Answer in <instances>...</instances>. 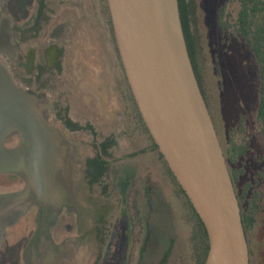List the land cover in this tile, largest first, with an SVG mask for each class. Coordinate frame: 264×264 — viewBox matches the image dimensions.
<instances>
[{"label":"water","instance_id":"obj_1","mask_svg":"<svg viewBox=\"0 0 264 264\" xmlns=\"http://www.w3.org/2000/svg\"><path fill=\"white\" fill-rule=\"evenodd\" d=\"M106 1L139 113L206 231L203 264H250L233 178L187 49L178 0ZM50 113L51 102L16 85L0 60V175L25 181L23 190L0 194V245L5 228L24 213L30 192L58 209L70 206L56 200L57 186L45 194L55 173L71 169L64 154L74 145L48 123ZM15 136L17 142L7 146ZM67 244L52 247L60 251Z\"/></svg>","mask_w":264,"mask_h":264},{"label":"rangeland","instance_id":"obj_2","mask_svg":"<svg viewBox=\"0 0 264 264\" xmlns=\"http://www.w3.org/2000/svg\"><path fill=\"white\" fill-rule=\"evenodd\" d=\"M224 1L194 0L191 29L198 47L201 87L223 151L228 146L231 135L238 139L244 138L247 142L248 150L229 168L230 171L233 168L239 171L238 180L234 183L238 193L249 184L248 192L256 189L261 194V210L254 226L247 232V241L250 264H264V141L255 120L258 101L257 66L251 50L240 39L222 32L219 28L217 9ZM76 2L80 7L74 9L79 20L74 33L76 43L66 49L69 66L60 78L64 80L61 86L66 91L56 96L61 90L59 88L55 97L66 102L68 100L72 115L76 117L81 113L83 105L80 90H86L78 86L79 81L80 84H87L89 81L93 92L86 90L85 93L89 95L90 105L93 107L92 120L100 132L98 137L107 134L117 137L118 141L112 151L119 159L116 163L136 161L133 185L126 190L124 196L126 195L129 214L134 216L137 209L139 217L142 218L145 229L140 241L146 229L147 236L141 246H135L136 250L143 251L142 258L138 261V253H132L128 264H156L168 250L165 264H195L198 258L202 264L204 256L198 250L199 230L193 221L190 204L167 171L158 150L140 152L133 157L126 156L130 151L149 147L152 138L145 130L143 133L139 130L136 114L128 99L129 92L123 90L124 74L113 52V46L108 45L104 26L97 22L99 19L96 13V23L90 25L91 15L85 13V2ZM11 4L12 0H2L0 11L6 16L23 14L22 5L12 7ZM74 70L75 73L76 70L82 71L80 79H77ZM79 140L74 141L76 146L88 142L86 139ZM16 142V138H11L6 145L11 146ZM22 187L21 177L14 179L10 175L0 176V191L18 190ZM147 189H151L152 193L149 201ZM135 190L137 192L134 195ZM85 195L87 197L89 191L86 190ZM90 196L88 206L92 210V225L103 214L113 216L119 212L122 194L115 189L112 188L111 195L106 198L99 187H95L90 190ZM29 213V218L32 219L33 207ZM29 222L32 226V221ZM21 229L22 225L8 227L7 235L20 234ZM26 230L28 233L29 229ZM10 240L12 241L11 238ZM6 249V252L3 250L0 254L3 264H8L6 253L10 249Z\"/></svg>","mask_w":264,"mask_h":264},{"label":"flooded vegetation","instance_id":"obj_3","mask_svg":"<svg viewBox=\"0 0 264 264\" xmlns=\"http://www.w3.org/2000/svg\"><path fill=\"white\" fill-rule=\"evenodd\" d=\"M76 1L12 0L11 6L19 7L22 5L24 12L20 16L9 15V17L3 11H0V60L7 66L16 85L31 95L45 100L48 99L51 102V113L48 123L59 129L67 144L73 145L74 141L78 142L80 141L79 139L88 141L81 143L82 146L74 144L73 148L65 151V160L69 163L67 166L71 169L69 170L66 167L64 173L61 175L57 174L58 182L61 181L68 187V183L73 180L72 177L76 179L78 177L77 180L80 183L82 193L81 197L86 206L90 203V190L99 187L101 194L108 198L113 188L119 194H122L121 207L115 215L107 216L103 214L94 225L90 221L86 225L82 223L83 212L80 215L81 212L79 213L77 207L68 205L70 209L67 205H64L58 209L55 205L50 206L38 201L35 194L30 192L28 196L29 204L26 206L24 213L12 225L5 228L2 237L0 254L3 250L6 252V248L10 249L6 253L8 264H128L132 253H138V261L143 256V251L141 249L136 250L135 246H141V242L147 236V229L142 241H140L142 231L145 229L142 226V218L139 217L137 209L134 216L129 214L126 207V195L124 196L126 190L133 185L136 161L132 160L123 164L116 163L119 159L115 157L112 151L118 141L117 137L110 134L101 138L98 137L100 132H98L92 120L93 107L90 105L89 95L85 93L86 90L93 92L92 85L88 80L87 84L86 82H81L80 84L79 81L78 86L86 90H80L83 105H81L82 110L78 116L72 115L71 103L68 100L66 102L64 99L55 97V92L58 93L59 88L61 90L56 96L66 91L61 86L64 80L60 78L64 70L69 66L66 49L72 43H76L74 33L77 31L79 20L74 14V9L80 8L75 4ZM83 1L86 4L85 13L91 15V17L89 16L91 18L90 25L96 23L95 15L97 14L99 19L97 22L104 26L108 45L113 46V52L124 74L123 90L127 93L129 92L128 99L136 114L139 130L141 133L144 130L147 132V127L145 128L146 125L126 80L113 33L107 1ZM197 54L198 47L196 43L194 56L199 69ZM80 72L82 71L76 70L75 73L74 70L77 79H80ZM86 73L89 75L88 71ZM13 138L17 139L16 136ZM110 140H113L114 144L107 147V149L100 146L101 142L108 143ZM96 145L98 146L96 147ZM139 150L130 151L126 153V156L133 157L138 154ZM100 153H104V158L111 160V162L99 180H92L95 170L93 165L89 163V159H94ZM164 164L169 172L170 169L165 160ZM3 175H10L14 179L17 178L14 174H1L0 176ZM21 181L23 184L21 189L0 191V194L23 190L25 181L22 178ZM178 187L181 188L179 184ZM86 190L87 192L89 191L87 197L85 195ZM146 191L149 201L152 196L151 189ZM134 192L135 195L137 190ZM183 194L187 198L185 193ZM189 204L193 221L199 230L198 250L205 256V230L200 228L198 215L195 213L196 211L191 203ZM31 207L34 208L32 219L29 218ZM23 218L24 221L21 222ZM30 220L32 221V226L29 222ZM16 225H22V229L19 231L20 234L7 235V228ZM26 228L29 229L28 233ZM64 241H67L68 244L60 251L52 247V245L60 244ZM86 243L88 244V249L87 247L85 248L87 246ZM131 244H133L132 247ZM47 253H49L48 259ZM165 263L166 258L163 264ZM0 264H3L1 259ZM195 264H201L199 258L196 259Z\"/></svg>","mask_w":264,"mask_h":264},{"label":"trees","instance_id":"obj_4","mask_svg":"<svg viewBox=\"0 0 264 264\" xmlns=\"http://www.w3.org/2000/svg\"><path fill=\"white\" fill-rule=\"evenodd\" d=\"M178 4L187 49L191 57L195 74L201 86L200 70L197 67V62L194 56L197 43L196 36L191 29V21L194 13V0H178ZM217 24L222 32L240 39L251 50L254 56L258 73V101L255 111V120L257 130L264 141V0H225L217 9ZM246 143V139H238L235 135H231L229 138V144L224 150L229 166L236 163L239 157L245 154L248 150ZM112 144H114V141L110 140L108 143L101 142L100 146L107 149V147H110ZM97 146L98 145H96V147ZM153 149H158L154 141L151 146L143 148L137 153ZM159 154L163 158L162 154ZM104 155V153H100L97 154L94 159H89V163L93 165L95 170V175L92 180H99L100 176L103 175L108 167V164L111 162V160L105 159ZM169 172L172 175L170 170ZM231 175L233 182L235 183L238 180L239 171L236 168H233L231 169ZM172 177L177 183L175 177L173 175ZM181 191L184 193L182 189ZM248 191L249 184H247L241 192L238 193L236 191L246 234L248 230L254 226L257 215L261 210L260 192L256 189L251 190V192ZM198 219L200 228L205 230L199 216ZM207 251L208 238L206 234V252L204 260L206 258ZM167 253L168 251L165 252L163 258L157 264H163ZM203 263L204 261L202 264Z\"/></svg>","mask_w":264,"mask_h":264},{"label":"bare ground","instance_id":"obj_5","mask_svg":"<svg viewBox=\"0 0 264 264\" xmlns=\"http://www.w3.org/2000/svg\"><path fill=\"white\" fill-rule=\"evenodd\" d=\"M56 176L57 174L55 173L54 178L53 179L51 178V181H49L48 183L49 185L46 183L45 194L47 193L46 190L48 186L50 187V191H49L50 194L52 193L51 191L54 190V186H57L58 191H57V195H55L56 200H62L69 203L72 206L77 207V209L80 212H83L84 215L82 219V223L87 225L88 222L90 221L92 210L89 206H86V204L82 200L80 183L77 180L78 177L77 179L75 177H72L73 180L70 183H68V187H67L63 182L60 181V179H59L60 182H58ZM50 185H54V186H50ZM86 245L87 246H85V248L87 247L88 249V244L86 243Z\"/></svg>","mask_w":264,"mask_h":264},{"label":"crops","instance_id":"obj_6","mask_svg":"<svg viewBox=\"0 0 264 264\" xmlns=\"http://www.w3.org/2000/svg\"><path fill=\"white\" fill-rule=\"evenodd\" d=\"M81 245H83V244L81 243Z\"/></svg>","mask_w":264,"mask_h":264}]
</instances>
